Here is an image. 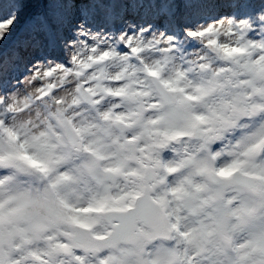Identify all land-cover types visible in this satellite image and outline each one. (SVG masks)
<instances>
[{
    "label": "clouds",
    "instance_id": "obj_1",
    "mask_svg": "<svg viewBox=\"0 0 264 264\" xmlns=\"http://www.w3.org/2000/svg\"><path fill=\"white\" fill-rule=\"evenodd\" d=\"M39 5L0 29V264H264V0Z\"/></svg>",
    "mask_w": 264,
    "mask_h": 264
},
{
    "label": "trees",
    "instance_id": "obj_2",
    "mask_svg": "<svg viewBox=\"0 0 264 264\" xmlns=\"http://www.w3.org/2000/svg\"><path fill=\"white\" fill-rule=\"evenodd\" d=\"M36 1L37 0H18V2H20V3H26L25 5L22 6V8H23L21 10L22 13H20L23 19H25V18L27 19L25 23H27L32 17L36 16L35 15L36 13H34V12L38 11V13H40L41 9H40V7H37L40 2L38 1V3H36ZM34 5H36V6L32 10V8H33L32 6H34ZM21 29H22V27H21Z\"/></svg>",
    "mask_w": 264,
    "mask_h": 264
},
{
    "label": "rangeland",
    "instance_id": "obj_3",
    "mask_svg": "<svg viewBox=\"0 0 264 264\" xmlns=\"http://www.w3.org/2000/svg\"><path fill=\"white\" fill-rule=\"evenodd\" d=\"M38 1L40 2V0H37L36 3H38ZM35 6H36V5L32 6V7H33L32 10L34 9ZM37 7H41V5H38ZM24 8H25V7H24ZM22 9H23V8H22ZM22 9H21V10H22ZM21 10H20V11H21ZM20 13H22V11L19 12V13L17 14L18 18H17V20L15 21V28H14V31H13V36H15V34L18 33V32L21 30V27H20V26H22V28H23L24 25H25V21H26V19H23ZM34 13H36L35 15H38V14H39L38 11H36V12H34ZM32 15H33V14H32ZM23 17H24V16H23ZM20 23H21V24H20ZM23 24H24V25H23Z\"/></svg>",
    "mask_w": 264,
    "mask_h": 264
},
{
    "label": "snow or ice",
    "instance_id": "obj_4",
    "mask_svg": "<svg viewBox=\"0 0 264 264\" xmlns=\"http://www.w3.org/2000/svg\"><path fill=\"white\" fill-rule=\"evenodd\" d=\"M15 21H16L15 17L0 16V29L8 28L9 25L14 24ZM13 31H14V29H13Z\"/></svg>",
    "mask_w": 264,
    "mask_h": 264
}]
</instances>
